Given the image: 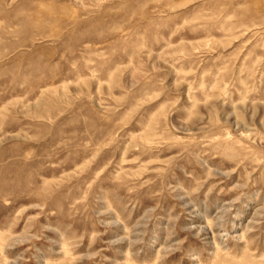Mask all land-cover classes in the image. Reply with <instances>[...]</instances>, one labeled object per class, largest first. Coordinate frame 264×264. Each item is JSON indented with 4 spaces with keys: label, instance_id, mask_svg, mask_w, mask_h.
Here are the masks:
<instances>
[{
    "label": "rangeland",
    "instance_id": "rangeland-1",
    "mask_svg": "<svg viewBox=\"0 0 264 264\" xmlns=\"http://www.w3.org/2000/svg\"><path fill=\"white\" fill-rule=\"evenodd\" d=\"M0 264H264V0H0Z\"/></svg>",
    "mask_w": 264,
    "mask_h": 264
}]
</instances>
